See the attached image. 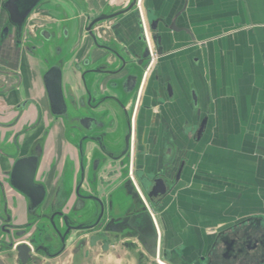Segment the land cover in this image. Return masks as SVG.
<instances>
[{
	"label": "flooded vegetation",
	"instance_id": "obj_1",
	"mask_svg": "<svg viewBox=\"0 0 264 264\" xmlns=\"http://www.w3.org/2000/svg\"><path fill=\"white\" fill-rule=\"evenodd\" d=\"M141 13L138 0H40L21 27L7 18L0 42L41 62L43 109L25 99L0 121V264H155L111 196L120 188L122 198L130 194L133 215L146 207V230L155 224L159 253L164 210L183 185L189 148L207 121L192 92L194 119L181 121L176 140L170 121L160 120L153 142L147 111L174 102L173 86L155 19L147 6ZM51 69L59 71L61 94L54 111L46 86ZM106 226L117 239L103 251L90 238ZM22 245L24 263L17 258ZM110 253L113 262L106 261ZM201 260L264 264V219L249 217L215 234Z\"/></svg>",
	"mask_w": 264,
	"mask_h": 264
},
{
	"label": "crops",
	"instance_id": "obj_2",
	"mask_svg": "<svg viewBox=\"0 0 264 264\" xmlns=\"http://www.w3.org/2000/svg\"><path fill=\"white\" fill-rule=\"evenodd\" d=\"M3 1L0 31L7 22ZM146 6L166 23L181 11L180 32L161 22L156 31L168 53L174 102L147 111L153 142L160 120L170 121L176 140L181 121L194 119L192 92L207 121L189 148L183 185L164 210L159 253L167 264H206L201 257L215 234L249 217L264 219V0H142ZM41 70L37 56L0 42V121L25 99L42 105Z\"/></svg>",
	"mask_w": 264,
	"mask_h": 264
},
{
	"label": "water",
	"instance_id": "obj_3",
	"mask_svg": "<svg viewBox=\"0 0 264 264\" xmlns=\"http://www.w3.org/2000/svg\"><path fill=\"white\" fill-rule=\"evenodd\" d=\"M40 0H5L2 3V8L6 11L7 13V18L13 23H15L18 27L22 26V23L26 16L29 14V12L32 10V8L39 2ZM181 14V11H177L172 19L170 20L169 24L167 25L165 20L163 18L160 19H155L153 21V26L152 30L157 31L158 24L159 22L163 23L166 25V27L173 31V32H180L181 28H178L176 26V20L178 16ZM187 31V30H186ZM188 32V31H187ZM5 33V30H3V34ZM158 40L161 38L160 35H157ZM158 54H161V52H157ZM47 82V91L50 97V100L52 102V109L53 111L56 110V108L59 107L57 104V99H61V94H60V83H59V71L57 69H51L46 76ZM60 102V101H58ZM205 121L202 123V128L200 131V134L203 132L204 127H205ZM142 156V155H141ZM129 182V180H128ZM177 190L175 188L173 190V193ZM159 194V191L157 193ZM43 196V190L38 191V196L37 200L35 202H39L42 199ZM126 199L132 198L130 194H125ZM156 197V195H154ZM124 198V197H123ZM122 196L117 199L115 202V207L118 209L120 207H124L123 214L127 216V227L130 228H135L138 231V234H136V238L141 244L143 251L145 254H147L149 257L154 258L156 260L155 264L158 263V242H159V235L158 231L156 229V226L152 225V228L150 232H147L146 230V219L147 217L149 218V213L144 205L141 206V208L136 212V215H133L134 213L132 212L131 207L134 206V203H128L127 200L123 199ZM113 203V201H112ZM132 215V216H130ZM130 216V217H129ZM129 217V218H128ZM109 230H113L109 228L108 226L105 227V232L101 233H96L95 235H92L90 238V244L93 246L96 243L101 245L103 251H107L108 245L113 242V236L112 234L108 233ZM110 232V231H109ZM140 232V233H139ZM117 239V238H116ZM127 245V243H124ZM28 249L26 246L22 245L18 247V253H17V258L21 261V263H24L27 260L28 257ZM165 255L162 253V257Z\"/></svg>",
	"mask_w": 264,
	"mask_h": 264
},
{
	"label": "rangeland",
	"instance_id": "obj_4",
	"mask_svg": "<svg viewBox=\"0 0 264 264\" xmlns=\"http://www.w3.org/2000/svg\"><path fill=\"white\" fill-rule=\"evenodd\" d=\"M142 5V0H141V2H140V6ZM39 14V13H38ZM34 21H36V19H34ZM33 27H34V29H36L37 27H38V24H33ZM123 195V191H122V189L120 188V189H118L116 192H114L113 194H112V200H113V203H115L116 201H117V199L119 198V197H121ZM112 254L113 253H110L109 254V257H108V260H106V261H108V262H110V261H114L113 260V257H112ZM162 260V259H161ZM111 262V263H112ZM114 264H123V262L122 261H119L118 259H115V261H114Z\"/></svg>",
	"mask_w": 264,
	"mask_h": 264
},
{
	"label": "built area",
	"instance_id": "obj_5",
	"mask_svg": "<svg viewBox=\"0 0 264 264\" xmlns=\"http://www.w3.org/2000/svg\"><path fill=\"white\" fill-rule=\"evenodd\" d=\"M140 2H141V0H138V9H139L140 14H141V17H142ZM143 24H144V22H143ZM144 31H145V36H146V38H147V34H146V30H145V26H144ZM149 49H150L151 59L153 60V58H154V54L152 53L150 46H149ZM157 259H158V258H157Z\"/></svg>",
	"mask_w": 264,
	"mask_h": 264
},
{
	"label": "bare ground",
	"instance_id": "obj_6",
	"mask_svg": "<svg viewBox=\"0 0 264 264\" xmlns=\"http://www.w3.org/2000/svg\"><path fill=\"white\" fill-rule=\"evenodd\" d=\"M158 263H159V264H167V263H165L164 261H162L161 259H158Z\"/></svg>",
	"mask_w": 264,
	"mask_h": 264
}]
</instances>
